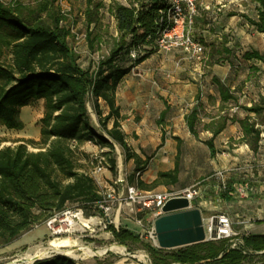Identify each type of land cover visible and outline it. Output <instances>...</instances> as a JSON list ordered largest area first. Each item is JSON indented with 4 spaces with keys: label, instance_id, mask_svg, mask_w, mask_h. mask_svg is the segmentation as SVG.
Masks as SVG:
<instances>
[{
    "label": "trees",
    "instance_id": "obj_1",
    "mask_svg": "<svg viewBox=\"0 0 264 264\" xmlns=\"http://www.w3.org/2000/svg\"><path fill=\"white\" fill-rule=\"evenodd\" d=\"M87 40L91 49L102 42L101 9L105 6L87 0ZM259 5L257 20L249 23L264 35V0H251ZM128 5L114 1L109 11L115 18L118 37L114 39L109 55L94 70L84 69L80 56L70 45V32L61 26L63 15L55 0H44L35 8L21 3L6 4L0 0V126L8 130H22L21 110L44 100L39 141L28 140L16 147L0 148V249L13 244L34 226L45 223L70 205H77L86 216L95 215L102 195L95 180L77 168L74 150L86 143L101 149L109 148V156L119 145L126 161L134 160L135 169L129 184L141 189H155L160 185L179 182V156L175 170L159 173L157 180L146 185L137 175L148 167L150 157L142 160L131 153L126 136L121 130L123 117L117 106V89L134 66L140 65L157 51L155 40L160 30L159 21L168 8L169 0H127ZM142 56L132 65L127 64L131 49ZM213 54L219 48L211 47ZM222 54L231 52L223 48ZM214 57V55H212ZM243 59L255 62L251 68L264 65V52L247 51ZM219 88L223 108L238 99L229 87L214 77ZM89 99L105 136L92 130L89 123ZM109 107L105 115L100 103ZM249 115L239 121L244 137L242 142L256 149L264 127V97L252 106H242ZM223 110V109H222ZM166 113L162 114L164 117ZM199 111L188 117L189 128L195 133ZM213 130L214 138L225 128L228 120L221 117ZM113 126L109 128V123ZM214 138L207 141L211 157H215ZM4 141H0V145ZM73 143L75 147L73 148ZM179 146L182 141L178 139ZM38 149L31 152L29 147ZM110 167L116 170V158H110ZM108 230L121 245L140 244L150 255L153 264H264V235H245L244 245L230 249V240L207 241L175 250L154 248L144 244L139 236L128 229L109 225ZM35 264H78L75 260L56 255Z\"/></svg>",
    "mask_w": 264,
    "mask_h": 264
},
{
    "label": "crops",
    "instance_id": "obj_2",
    "mask_svg": "<svg viewBox=\"0 0 264 264\" xmlns=\"http://www.w3.org/2000/svg\"><path fill=\"white\" fill-rule=\"evenodd\" d=\"M117 1L128 5L127 0ZM226 1L228 0L200 1L199 15L195 20L193 33L194 36H200L198 40L202 43L206 34L224 20L227 8L231 7V2ZM255 5L258 9L259 5L256 3ZM218 10L221 11L217 12ZM214 32L217 37L221 35L220 31ZM162 58V60L157 58V74H155L156 70L151 71L147 59L138 65L145 72V79L137 84H129V74L123 79L128 84L121 83L116 93L117 106L123 117L121 130L126 136L130 152L137 154L142 160L148 157L155 158L150 159L147 169L141 175H137L138 178L146 185H151L157 180L159 173L175 170L179 147L181 156V145L183 142H188L191 157L189 163L193 171L197 170L199 163L198 150L206 152L211 159L212 175L201 178L202 180L197 183L200 196L193 205L194 208L201 210L204 223L211 217L226 215L234 224L240 225L235 228L237 236L240 235L242 238L245 235H264V164H262L264 163V127H262L261 140L254 150L249 144L242 142L244 134L239 124V121L249 115L242 106L250 107L259 100L254 96L253 101L251 99L249 103L242 104L247 99L245 92H242L243 97L239 98L235 87L225 84L234 91L238 104L230 101L223 108L218 86L214 83L213 86L206 84L210 79L213 82L214 77L220 80L218 75L208 76L204 65L187 60L179 52L163 55ZM169 69L173 70L174 76L169 80L164 78L165 84H149L151 78L159 77V70L169 73L170 71H166ZM224 69L229 73L230 79H234L239 70L238 67L231 65ZM247 73L250 76V70ZM220 81L223 83V80ZM228 82L230 83L231 80ZM40 101L44 103V100ZM105 109L104 114L107 115L110 111L109 107L106 106ZM194 109L199 111V115L195 122V133H192L188 117ZM209 110L218 112V116L203 117L202 114ZM229 111L233 114L226 113ZM163 113H166L164 117H162ZM223 116H229L230 119L235 116L236 121L228 120L225 128L214 138L213 130L208 129L207 126L214 124L215 127L223 120L221 118ZM113 122L109 123V128L113 126ZM213 138L215 157H211L206 145V142ZM178 139L182 141L180 146ZM128 162L134 163V160ZM183 173L184 169L179 159V182L148 190L181 191L195 185L191 184L190 180L183 182ZM241 190H244V193H241Z\"/></svg>",
    "mask_w": 264,
    "mask_h": 264
},
{
    "label": "rangeland",
    "instance_id": "obj_3",
    "mask_svg": "<svg viewBox=\"0 0 264 264\" xmlns=\"http://www.w3.org/2000/svg\"><path fill=\"white\" fill-rule=\"evenodd\" d=\"M43 1L44 0H2V2L11 5H14V3H21L22 5L28 8H35ZM94 1L100 2L105 6L100 11L104 29L102 34V42L96 41L95 49H91L87 40V34L89 30L93 29V27L88 28L85 13L88 1L63 0L61 2L59 0H55L56 7L59 8L61 14L63 15L61 26L70 32V45L73 50L80 56L79 63L84 69H88L91 71H94L98 67L99 62L109 55V52L113 46L114 39L118 37L117 24L115 22V18L107 8L115 0ZM116 2L121 3L122 1L116 0ZM226 2H231V7L227 8V11L225 13L226 15H224V20L218 23L216 27L213 28L211 32H208L206 34V37L202 39L206 49L207 57L204 69L207 71L208 76L216 74L219 76L220 80H223L224 84L234 86L235 90L239 93V98H242V92H245L247 99L244 100L242 103L245 104L249 103V100H251L254 96H256L257 100H260L259 97H264L263 65H257L259 70L253 71L251 67L255 66V64L258 63L248 62L243 59V54L246 51H264V37L262 34L258 33L257 30L248 21L249 19L258 18V9L255 3H253L251 0H228ZM232 5L235 6L232 7ZM214 31H220L221 35L217 37ZM196 37L195 38L197 40L200 39V36ZM213 46L219 48L220 54L217 55L211 52V47ZM223 48L228 49L231 53L222 54L221 52ZM212 55H214V57H212ZM228 55H230V57H228ZM162 57L163 54L158 53L156 51L151 54L148 58L149 61L147 62V64L149 65V68L151 67V71L156 70L155 74H157V58L162 60ZM126 61L129 66L134 63L129 58H127ZM230 65L232 67L235 66L239 68L238 74L237 76H235L234 79H230L229 73H226V71H224V68H228V66ZM249 70L251 72L250 76L247 73V71ZM166 71L170 72L168 73L159 70V77L157 78L154 76L153 78H151L149 84H165L164 78L169 80L174 76L172 69ZM261 71L262 73L259 74V72ZM261 74L263 75L260 78ZM144 79L138 78L132 73H130V75L128 76V83L137 84ZM210 80L206 84L213 86L214 82H211ZM229 80H231L230 83L228 82ZM121 83L128 84L127 82H124V80ZM251 101H253V99ZM100 106L101 111L105 113L106 105L102 102L100 103ZM88 109L89 123L92 130H96V134L100 136H105L100 129L98 118L93 107V102L90 99L88 103ZM242 112L244 113V111ZM226 113H230V115L233 114L230 111ZM202 115L203 117H215L218 116V112L209 110L207 112H204ZM43 116V101H38L31 106L24 107L21 110V120L24 125L22 130H8L5 127L0 126V141H4L0 145V148L3 149L5 147H16L28 140L39 141L41 119L43 118ZM181 148L182 154L180 156V165L182 169H184L182 177L183 182L186 183L190 180L191 184H197L202 180L201 178H207L212 175L211 159L208 158L206 152L198 150L199 163L197 165V170L193 171V168L189 163L191 157L189 155L190 150L188 142H183ZM106 149L107 152H110L111 150L109 148ZM29 150L31 152L39 151L38 149L31 146L29 147ZM100 151L101 148L99 146L92 143H86L80 148L74 150L75 153L73 154V157L78 170L80 172L90 175L95 180L99 191L103 196L110 186H114L117 180L123 179L128 181L129 177H131L134 173L135 164L126 161L124 150L119 145H116L115 151L113 153H110V155L108 156L109 160L113 157L116 158V170L113 171L111 167H108L105 172L100 174H94L93 158L94 156L99 154ZM153 158L154 157L150 159ZM109 164H111L110 161ZM196 202L197 201L195 200L192 204L195 205ZM72 208H78V206L70 205L68 207V209ZM107 217L109 218L108 222L106 220V217H104V221L107 227L104 228L105 224L96 227V230L92 236H86L85 234L77 232L76 230H73L71 233L67 234H54L53 230L50 229L47 220L45 223L38 224L37 226H34L30 231L22 234L10 246L0 249V264H30L28 262L27 257L29 255H35L38 251L47 252V255L45 257L53 255L66 256L75 260L78 264H146L142 261V255L144 254V252L147 253V251L142 245H121L114 239L112 233L107 228L109 225H114L118 226V228L128 229L137 236H139L142 242H144V244H148L153 246L154 248H157L155 244L147 238L148 225L153 222L154 216L150 214H139L137 216L140 219H144V223L145 225H147L145 229L140 228L136 224V221L134 219L135 216L131 217L128 210H122L118 220H116V212ZM55 225L58 227L60 223L57 222ZM237 226L240 225H236L233 222V230L235 233V228ZM238 237H240V235H238ZM65 239H68L70 244L75 246V248H73L74 252L72 255H66L65 253L58 252L52 249L50 245L55 240L60 243ZM119 246L126 248L127 252L122 253L119 249H117L105 256L99 255L95 258L85 254V249L87 248L93 250L94 252H100L111 247ZM151 264H153V262Z\"/></svg>",
    "mask_w": 264,
    "mask_h": 264
},
{
    "label": "built area",
    "instance_id": "obj_4",
    "mask_svg": "<svg viewBox=\"0 0 264 264\" xmlns=\"http://www.w3.org/2000/svg\"><path fill=\"white\" fill-rule=\"evenodd\" d=\"M59 1L62 2L63 0ZM200 1L169 0L168 8L162 14L159 21L161 27L155 40L158 53L167 56L179 52L191 62L199 65L206 64L205 46L193 35L195 20L199 15ZM220 11L218 10L217 12ZM141 56L142 54L137 49H131L130 58L133 62ZM131 73L138 78H145V72L138 65L132 68ZM75 146V143H73V148ZM105 153H107L106 148L101 149L100 153L94 156V174L103 173L110 167L108 156ZM241 193H244V190H241ZM199 196L200 190L197 184L181 191H156L144 190L135 184H129L126 180L119 179L115 182L114 186H110L107 189L106 193L102 196V200L97 203L99 209L97 214L86 216L84 210L81 208L67 209L49 219L48 225L54 234H67L76 230L86 236H92L96 227L105 224L104 217H106L108 222L109 218L107 216L115 212L116 220H118L122 210H128L131 217L135 216L136 224L142 229H145L147 225H145L144 219H140L137 216L139 214H150L154 216V220L148 225L147 238L159 248L155 238L154 223L163 215L162 210L164 206L173 199L182 198L188 200L190 206L193 207V201ZM57 222L60 223L58 227L55 225ZM106 227L107 225L105 224L104 228ZM115 227L119 229L118 226ZM204 227L208 241L229 239L231 244L230 249L239 248L244 245L243 239L239 238L233 230L232 220L226 215L211 217L204 223ZM114 248L116 247L104 250L103 256L116 250ZM122 248L124 249V253L127 252L126 248ZM98 254L99 251L94 252L92 257H98ZM53 256H49V258ZM142 261L146 264L152 263L150 255L145 252L142 255Z\"/></svg>",
    "mask_w": 264,
    "mask_h": 264
},
{
    "label": "water",
    "instance_id": "obj_5",
    "mask_svg": "<svg viewBox=\"0 0 264 264\" xmlns=\"http://www.w3.org/2000/svg\"><path fill=\"white\" fill-rule=\"evenodd\" d=\"M162 212L163 215L154 223L155 238L160 249L175 250L208 241L202 212L191 207L188 200L173 199ZM48 258H37L33 264Z\"/></svg>",
    "mask_w": 264,
    "mask_h": 264
},
{
    "label": "bare ground",
    "instance_id": "obj_6",
    "mask_svg": "<svg viewBox=\"0 0 264 264\" xmlns=\"http://www.w3.org/2000/svg\"><path fill=\"white\" fill-rule=\"evenodd\" d=\"M52 249L58 251V252H62L65 253L66 255H72L73 254V248H75V246L71 245L68 239H65L64 241L58 243L57 240L53 241L51 244ZM114 249H119L122 253H124V249L121 247H116ZM85 254L88 256H93L94 252L87 248L85 249ZM105 253V251H100L98 255H103ZM47 255V252H42V251H38L35 255H29L27 257L28 262L30 264L33 263V261L35 260V258H43Z\"/></svg>",
    "mask_w": 264,
    "mask_h": 264
}]
</instances>
